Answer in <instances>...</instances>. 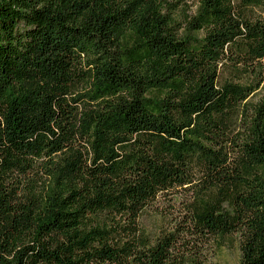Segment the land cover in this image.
<instances>
[{
  "label": "trees",
  "instance_id": "1",
  "mask_svg": "<svg viewBox=\"0 0 264 264\" xmlns=\"http://www.w3.org/2000/svg\"><path fill=\"white\" fill-rule=\"evenodd\" d=\"M181 3L0 0V264H264V0Z\"/></svg>",
  "mask_w": 264,
  "mask_h": 264
},
{
  "label": "rangeland",
  "instance_id": "2",
  "mask_svg": "<svg viewBox=\"0 0 264 264\" xmlns=\"http://www.w3.org/2000/svg\"><path fill=\"white\" fill-rule=\"evenodd\" d=\"M181 7L180 10L184 9L185 13L192 14L196 10L195 0H182ZM239 257V240L237 235H232L226 239L225 245L210 256V260L206 264H238Z\"/></svg>",
  "mask_w": 264,
  "mask_h": 264
}]
</instances>
